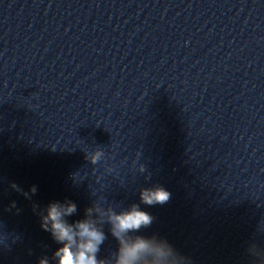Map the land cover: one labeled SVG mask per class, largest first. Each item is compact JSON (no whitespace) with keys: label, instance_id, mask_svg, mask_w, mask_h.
<instances>
[{"label":"water","instance_id":"obj_1","mask_svg":"<svg viewBox=\"0 0 264 264\" xmlns=\"http://www.w3.org/2000/svg\"><path fill=\"white\" fill-rule=\"evenodd\" d=\"M155 185L169 201L141 204ZM53 201L69 223L137 203L154 220L136 234L188 264H258L264 0H0V264H56Z\"/></svg>","mask_w":264,"mask_h":264},{"label":"clouds","instance_id":"obj_2","mask_svg":"<svg viewBox=\"0 0 264 264\" xmlns=\"http://www.w3.org/2000/svg\"><path fill=\"white\" fill-rule=\"evenodd\" d=\"M103 156L104 152L100 149L86 153V158L94 165ZM73 175L75 178L76 174ZM30 191L34 193L35 186ZM170 196L162 186L155 185L142 188L139 201L147 206L163 205L169 201ZM76 212L77 206L72 201H53L40 215L41 228L62 245L53 252L56 264H188L187 258L179 254L167 240L155 235L136 234L141 229L150 227L154 220L137 203H132L119 212L112 206L94 203L92 207L85 209L83 219L69 223L66 218ZM104 223L110 226L109 233L117 241L116 251L107 259L97 256L100 246L107 239L102 230ZM249 252L256 256V246L251 245ZM38 264H48V259L42 257ZM258 264H264V257L259 258Z\"/></svg>","mask_w":264,"mask_h":264}]
</instances>
